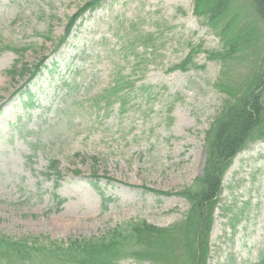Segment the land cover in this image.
Masks as SVG:
<instances>
[{
	"label": "rangeland",
	"instance_id": "obj_1",
	"mask_svg": "<svg viewBox=\"0 0 264 264\" xmlns=\"http://www.w3.org/2000/svg\"><path fill=\"white\" fill-rule=\"evenodd\" d=\"M90 1L0 0V240L26 246L0 248V264H78L68 260L76 243L137 222L175 226L190 209L177 193L202 176L225 98L223 66L206 54L222 50L219 39L192 0H108L62 43ZM258 24V54L235 61L229 81H243L263 55ZM198 48L193 65L175 70ZM42 61L16 95L28 76L21 67ZM51 161L57 175L45 174ZM53 195L65 200L60 209ZM218 201L208 264H264V140L235 156ZM120 264L151 263L126 255Z\"/></svg>",
	"mask_w": 264,
	"mask_h": 264
},
{
	"label": "trees",
	"instance_id": "obj_2",
	"mask_svg": "<svg viewBox=\"0 0 264 264\" xmlns=\"http://www.w3.org/2000/svg\"><path fill=\"white\" fill-rule=\"evenodd\" d=\"M105 1L108 0H92L82 6L68 20L62 43L69 38L75 23L86 12L94 11ZM237 1L192 0L193 15L202 19L222 44L221 51L206 54L209 60L218 61L223 66L216 88L225 98L218 118L206 137L202 176L196 179L194 189L177 193L190 203L185 219L169 228L137 222L122 231L113 230L101 240L72 245L68 248L71 249L69 252H73L68 254V260L78 264H120V260L129 255L151 264H208L209 236L223 177L235 156L248 143L264 140V53L243 81L232 82L227 78V72L235 61L255 55L259 41L258 23L264 25V0H247L246 7L239 9ZM200 50L192 49L175 70L185 71L193 65V59ZM43 69H46L43 61L33 67L24 64L21 71L23 76L28 75L27 80L15 94H26L27 85ZM14 75L12 72L11 76ZM120 87H115L109 95L115 94ZM56 170V163L51 161L45 174L57 175ZM52 197L57 209L65 204V200L57 195ZM106 201L109 202V199H103L104 203ZM132 246V251H127ZM24 247L0 240V248L12 249L16 253L26 249Z\"/></svg>",
	"mask_w": 264,
	"mask_h": 264
}]
</instances>
